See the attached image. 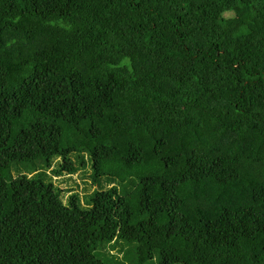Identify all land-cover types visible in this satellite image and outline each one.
<instances>
[{
  "label": "trees",
  "instance_id": "trees-1",
  "mask_svg": "<svg viewBox=\"0 0 264 264\" xmlns=\"http://www.w3.org/2000/svg\"><path fill=\"white\" fill-rule=\"evenodd\" d=\"M108 244L264 264V0H0V264Z\"/></svg>",
  "mask_w": 264,
  "mask_h": 264
},
{
  "label": "rangeland",
  "instance_id": "rangeland-1",
  "mask_svg": "<svg viewBox=\"0 0 264 264\" xmlns=\"http://www.w3.org/2000/svg\"><path fill=\"white\" fill-rule=\"evenodd\" d=\"M84 163L85 165L83 167L80 168V172L70 176L71 179L68 180V184L67 186L69 185H73L74 183H76L78 186H77V189H75L76 192H78L80 194V199L82 201V196L84 195L85 191L87 189H90L92 186H91V183L90 181H88L87 183H84L85 180L87 179H90L89 176H90V168H89V165L87 162V157L84 156ZM28 168V169H27ZM85 168V169H84ZM20 169L22 170L21 172L22 173H29L32 171V169H30V167L27 165V164H22ZM39 169V171L43 170V171H46L47 174H49L50 176H52V179H54L55 181V184L61 188V187H64L66 185V183H58L60 182V180L62 181L63 179H67L69 177L68 174L64 173L62 176H58V177H55L53 174H52V169L53 167L51 168H48V169ZM84 169V170H83ZM41 171V172H43ZM34 173H32L31 175H33ZM93 186L96 188V185L93 184ZM114 245V246H113ZM112 246H109L108 245H103V246H100L101 248H112V251L111 253H114L115 255H118L120 261H121V264H133L131 263L130 261L133 260V259H136V256H135V253L133 251V246H125V250L124 252H122L120 250V248L118 247L119 245H116V244H113ZM103 257H106L107 256V253L106 252H102L101 253ZM144 264H157L155 261H147L145 262Z\"/></svg>",
  "mask_w": 264,
  "mask_h": 264
}]
</instances>
